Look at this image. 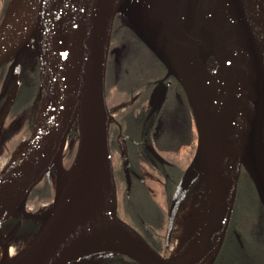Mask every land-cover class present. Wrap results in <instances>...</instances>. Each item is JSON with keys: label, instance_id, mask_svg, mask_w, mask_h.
<instances>
[{"label": "water", "instance_id": "water-1", "mask_svg": "<svg viewBox=\"0 0 264 264\" xmlns=\"http://www.w3.org/2000/svg\"><path fill=\"white\" fill-rule=\"evenodd\" d=\"M193 1L198 0H164L165 4L173 12V16L171 20L163 18L161 23L153 20L148 14L142 16L136 25L130 22L128 16L126 17L127 20L123 21L133 31H139L143 35H148L149 32L154 38L156 37L153 41H148L147 39H144V41L154 49L159 58L167 66L168 72L166 77L176 75L185 87L198 128L199 137L196 154L173 197L174 201L172 200L169 218L170 226L173 223L176 205L185 195L191 181L199 172L203 151V137L200 130L197 101L191 88L179 77L181 53L189 59L193 66L202 67L207 73L214 74V72L216 73L219 70L221 65L218 54L221 53L226 59L227 47L235 44L240 52L243 66L242 73L246 89L247 113L245 114V118L241 120L240 126L232 131L219 172V194L214 215L197 254L190 261H172L168 256L162 255L139 231L122 221L142 236L143 242L133 243L140 248L142 254L149 257L156 264L215 263L226 240L243 170L253 182L259 198L264 205V117L260 124L259 134L260 146L262 148L258 153L263 164L259 165L253 153L259 143L258 140V143L255 144L253 138L257 129L263 98L264 58L258 55L253 44L255 37V16L252 0H237L239 10L237 9L236 16L241 17L240 22L237 18H232V20L225 22L218 15V12L224 7L226 0H199V4L203 6V18H205L202 22L199 16L194 15L195 6L198 4L193 3ZM118 14L122 17L117 0H84L82 2L79 17L81 18V29L84 32L85 41L77 79L69 88L61 121L53 138L49 155L37 176L29 184L21 206L22 208L20 207L23 217L41 220L42 225L38 233L30 241L29 244L32 243V245L29 246L22 256H18L15 260L17 264H63L62 259L69 248V236L75 226V221L85 200L87 190L97 169L105 164L108 168V191L113 194L114 198L116 197L114 168L110 149V123L112 118L107 105L105 83L111 35L114 21ZM195 17H199L197 22L195 21ZM41 22H43V28H45L42 47L38 51L40 98L44 93L47 94V97H50L47 84V66L53 40L56 34L69 30L67 29L69 25L60 30L53 28V0L36 1L32 24L26 38L13 47L7 55H0L1 66L23 50L27 43L37 35ZM73 27V23H71V29ZM192 30L197 31V45L200 46L204 42L201 47L203 54L197 57L192 56L190 53V48H196V46L190 43L188 37V34ZM174 42H180L184 46L190 47H188V51L184 48L175 51L171 46ZM209 56L215 59L216 67L212 71L207 66ZM159 87L160 85L156 90ZM87 97L89 103L88 129L91 130V134L89 136L81 135L78 129L79 141L77 152L71 165L66 167L64 164V150L67 145L68 136L73 127L76 124L78 125L79 112ZM89 147L99 149L102 156L98 159L92 157L82 161V156ZM32 158L31 155L24 156L22 154L19 161L12 164L0 176V192L10 185L31 164ZM78 163L80 167L71 176L69 170L76 169ZM51 169H54L56 174V189L54 202L47 212L50 216L48 220H45L41 215H37L40 217L35 218V216L25 213L22 209L26 206L28 196L33 188L50 173ZM17 209L13 212L17 211ZM21 222L22 220H19L11 230L10 233H12L13 237L17 234ZM99 252H118L134 259L128 254L114 248L103 249ZM136 261L144 264L139 260Z\"/></svg>", "mask_w": 264, "mask_h": 264}, {"label": "bare ground", "instance_id": "bare-ground-1", "mask_svg": "<svg viewBox=\"0 0 264 264\" xmlns=\"http://www.w3.org/2000/svg\"><path fill=\"white\" fill-rule=\"evenodd\" d=\"M37 0H12L8 6L5 19L0 26V55H7L13 47L26 38L31 27ZM177 1V0H176ZM218 15L228 22L236 16L237 0H226ZM122 14L128 16L136 25L139 19L148 14L161 23L163 18L172 19L173 12L164 0H117ZM80 0H53V28L60 30L73 23V28L56 34L51 45L47 66V84L50 97L44 93L39 101V108L33 132L26 142L24 156L31 155L32 162L13 182L0 192V224L6 217L20 208L32 179L37 176L45 163L53 138L59 127L70 86L76 81L80 69L84 48V32L81 29L79 12ZM255 16L253 44L258 55L264 58V4L252 0ZM44 24L41 22L37 32L36 47L41 50L44 38ZM221 65L214 74H209L202 67H195L181 53L179 77L193 91L199 111L200 130L203 137L202 161L210 169L211 182L208 196L198 212V223L189 237L169 258L174 262H188L198 252L200 245L210 227L219 194V172L229 140L246 114V89L243 79L241 56L235 44L226 49V59L218 54ZM88 97L83 102L78 117V129L81 135L89 136ZM264 117V88L257 129L253 142L257 143L260 124ZM102 156L99 149L89 147L82 156L98 159ZM69 170L71 176L79 168ZM107 165L99 167L87 190L85 200L69 236V248L62 259L63 264L90 256L103 249L114 248L128 254L144 264H156L142 254L135 243L143 242L142 236L129 225L123 223L115 214L113 194L108 191ZM207 220L202 222L204 215ZM49 214L41 215L45 220ZM198 226V227H197ZM135 242V243H133ZM29 244L21 251L22 256ZM11 247L10 255L15 252ZM1 256V250H0ZM9 264H17V261Z\"/></svg>", "mask_w": 264, "mask_h": 264}, {"label": "flooded vegetation", "instance_id": "flooded-vegetation-1", "mask_svg": "<svg viewBox=\"0 0 264 264\" xmlns=\"http://www.w3.org/2000/svg\"><path fill=\"white\" fill-rule=\"evenodd\" d=\"M193 3L198 4L194 15L199 16L203 22V6L199 4V0ZM199 17H195L196 22ZM121 18L118 14L114 21L105 83L107 105L112 118L110 149L114 177L118 175L120 178V184L116 185L115 214L152 244L158 237H150V230L147 228L149 223L140 214L133 215L132 206L137 200H146L155 210L157 207L166 210L196 154L198 136H195L193 130L196 121L185 87L176 75L166 77L167 66L144 41H153L156 37L149 32L148 35L133 32ZM1 23L2 21L0 25ZM196 35L197 31L192 30L188 37L190 43L196 46L194 49L190 48V53L197 57L203 54L201 47L204 42L198 46ZM171 46L175 51L182 48L188 51L190 47L180 42H174ZM26 60L20 58L15 61L10 58L0 66V131L12 114L18 113L21 108L28 109L31 105L32 97L25 100L23 91L31 89V95L39 92V62L27 72L29 66ZM13 62L15 63L12 64ZM207 66L211 71L215 69V59L212 56H209ZM139 72L144 75L137 76ZM112 99L116 100L115 103H112ZM26 120L29 121V118ZM27 121L25 124H28ZM189 156L191 160L187 165ZM244 172L243 170L242 175ZM151 180L163 187V203L158 201L153 192ZM248 180L252 184L253 199L257 204L258 231H264V205L260 203L249 177ZM19 220L22 222L12 243L30 235L26 234L30 230L31 234L34 233L33 230L37 228V222L23 218L21 213L13 214L7 220V225L13 229ZM153 246L164 255L160 248ZM90 259V256H85L68 264H90Z\"/></svg>", "mask_w": 264, "mask_h": 264}, {"label": "rangeland", "instance_id": "rangeland-1", "mask_svg": "<svg viewBox=\"0 0 264 264\" xmlns=\"http://www.w3.org/2000/svg\"><path fill=\"white\" fill-rule=\"evenodd\" d=\"M11 1L12 0H0V20L2 17V22L6 16V12H7L8 6L11 3ZM80 1L83 2L84 0H80ZM258 1L259 3L264 4V0H258ZM121 15H122L121 19H123L122 22L124 20H127L126 15L124 14H121ZM67 29L71 30V26L69 25V28ZM37 35H35L33 39L29 43H27V45L25 46L23 50H21L19 53L11 57V58H14L15 61L20 58L27 59L26 63L29 66L27 69V72L31 69H34L37 63L39 62V54H38V49L36 47V41L38 37ZM14 63L15 62H13L12 64ZM13 68L14 67H12V69ZM39 101H40V92L38 93L37 98L33 102L31 101L32 106L30 105L28 109L21 108V110L18 113H16L15 115L12 114L7 120L4 128H2V131H0V154H1L0 155V175H2L6 171V169L10 167L12 164L18 162L20 157L22 156L24 149H25L26 142L28 141L34 129V125L36 121L35 117H36V114L39 108ZM115 101H116L115 99H112V103H115ZM109 105L111 106L110 102H109ZM114 111H116V109H114ZM246 113H247V110H246ZM28 118H29V121L26 120ZM26 121L28 122V124H25ZM193 130H194L195 136L197 135L199 137L197 125L196 126L195 124L193 125ZM258 140L260 143V137ZM78 141H79V133H78V125L76 124L68 136L67 145L64 150V164L66 167H69L75 158L77 148H78ZM259 143L256 146V150L254 149L253 153L255 154L259 165H261V163L263 164V162L258 153L262 147L260 146L261 143L260 144ZM190 156L187 158V165L189 164L191 160ZM248 177L249 176L242 175L240 182H239L237 200H236V204L234 208V210L236 209L234 211V220L238 216L239 217L242 216V213L245 210V208L248 206L251 200H254L253 199L254 196L252 193V187H251L252 184L250 185ZM115 181H116L115 185L120 184V178L118 175L115 176ZM210 182H211L210 169L202 161L197 176L191 181L189 189L187 190L185 195L181 198V200H179V203L176 205L174 219H173V223L171 226L169 225L170 224L169 218H170V213H171L172 202L174 201V199L168 205V207H166V210L161 209L162 207L160 208L157 207V212L159 214V220L157 223L158 228L157 230H155L156 229L154 228L155 226L151 227L152 223L149 224L147 228L150 230L149 232L150 237H153L155 235L158 237L157 241L155 242H157L159 245L158 247L157 246L156 247L157 248L160 247L164 255L169 257L173 252H175L176 249L179 248V246H181L183 242L189 237L193 229L196 228V225L199 220L198 212L202 206V203L205 201V199L208 196V189L210 186ZM150 184L153 188V192L155 193L158 201L163 203V200H161V198L164 197V195H162L163 187H161L160 184L153 182L152 180L150 181ZM178 187L179 185L177 186V189ZM55 189H56V174H55L54 169H51L50 173L47 176H45V178L37 186L33 188V190L30 193L31 197L29 194L27 202H26V206L22 210L27 214H31L35 216V218L40 217L37 215H42V214L47 213L52 206V201L55 197ZM115 193H116V197L113 199V201L115 200L114 204L116 205L117 186L115 189ZM257 195H258V192H257ZM42 198L43 200H39ZM258 198H259V195H258ZM21 208H18L17 211L13 212L8 218H10L15 213L22 214V212L20 211ZM207 217H208L207 214L204 215L203 218L201 219L202 222L206 221ZM118 218L121 221H123L120 217ZM35 222H37V228L33 230L34 233L31 234L32 230L28 231L26 234H30V235L25 234L26 235L25 238L16 240L15 243H12V241H15L16 235L13 237L12 233H10L12 230L11 226L10 227L9 225H4L3 227L0 226V250H1L0 264H9L10 262H13L14 260L18 258L21 251L28 246L30 241L35 237V235L38 233V231L41 228L42 221L36 220ZM27 225H30V223H27ZM253 227L254 228L256 227L255 223L251 217H248L247 228H249L250 230ZM256 233L257 232L255 230V235ZM230 244H231L230 241L226 240L224 242L223 248L219 255L220 259H222L223 257H226V255L230 253L228 252V246ZM11 247L13 248L12 250L15 252L13 255H10L8 251ZM119 254L120 253L118 252L117 253L116 252L94 253L90 255L91 257L90 264H140L136 260L126 255H125L126 258L122 256H118ZM262 256L263 257H261V261L264 260V255ZM126 259L127 261H125ZM77 260H80V259H77ZM128 261H131V263H128ZM259 263L260 262H258V264Z\"/></svg>", "mask_w": 264, "mask_h": 264}, {"label": "trees", "instance_id": "trees-1", "mask_svg": "<svg viewBox=\"0 0 264 264\" xmlns=\"http://www.w3.org/2000/svg\"><path fill=\"white\" fill-rule=\"evenodd\" d=\"M1 21L2 17L0 22ZM142 75H144L143 72H139L137 76ZM30 91L31 89L24 90L22 96L25 100L26 98L31 96V101L33 102L37 98L39 92L31 95ZM243 175L247 176L245 172ZM149 204L150 203L146 200H137L132 206V208L134 209L132 213L133 215L140 214L149 224L152 223L151 225L153 227L155 226L154 228H156L155 230H157L159 214L157 212V209L155 210V208L151 207ZM257 213V204L254 200H251V202L243 211L242 216H238L235 220L233 212L231 224L226 236V240L231 242V244L228 246V252L230 253H228V255H226V257H223L222 259L218 257L214 264H258V262H260L259 264H264V260L261 261V257H263L262 255H264V231H258L259 227ZM248 217L252 218L256 226L255 228L253 227L250 230L249 228H247ZM26 219L32 220L29 218ZM255 230L257 232L256 235ZM152 244L156 245L157 247L159 245L157 242H152ZM118 256L126 258L125 255L119 254Z\"/></svg>", "mask_w": 264, "mask_h": 264}, {"label": "crops", "instance_id": "crops-1", "mask_svg": "<svg viewBox=\"0 0 264 264\" xmlns=\"http://www.w3.org/2000/svg\"><path fill=\"white\" fill-rule=\"evenodd\" d=\"M8 220V219H7ZM7 220L4 221L0 226L3 227L4 225H7Z\"/></svg>", "mask_w": 264, "mask_h": 264}]
</instances>
